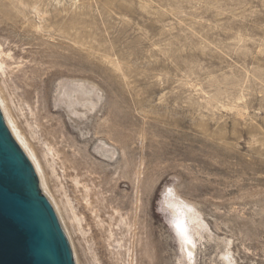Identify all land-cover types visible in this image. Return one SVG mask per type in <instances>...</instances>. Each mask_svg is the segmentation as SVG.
<instances>
[{"label":"rangeland","instance_id":"1","mask_svg":"<svg viewBox=\"0 0 264 264\" xmlns=\"http://www.w3.org/2000/svg\"><path fill=\"white\" fill-rule=\"evenodd\" d=\"M0 48L76 264H264V0H0Z\"/></svg>","mask_w":264,"mask_h":264},{"label":"water","instance_id":"2","mask_svg":"<svg viewBox=\"0 0 264 264\" xmlns=\"http://www.w3.org/2000/svg\"><path fill=\"white\" fill-rule=\"evenodd\" d=\"M0 264H76L56 206L1 109Z\"/></svg>","mask_w":264,"mask_h":264},{"label":"bare ground","instance_id":"3","mask_svg":"<svg viewBox=\"0 0 264 264\" xmlns=\"http://www.w3.org/2000/svg\"><path fill=\"white\" fill-rule=\"evenodd\" d=\"M2 56H3V51L0 48V68H3L4 63H5L3 58H2ZM84 90L85 89H84L83 85L77 84V87L65 90L64 96L69 98V103L72 106L80 104V105H82L84 107H87L89 110H93L95 108V106H96V102L94 100H92L91 98H87L86 94H88L87 93L88 90H85V92H83ZM74 93H76V95ZM1 94L2 93L0 92V109H2L1 111H2L6 121L8 123V126L10 127V129H11L15 139L17 140V142L25 150V152L27 153V155L31 159L32 163L34 164V167L36 168V171L38 173L42 188H43L44 192L50 197V195H49L50 193H48V188H47L48 183L46 184V181L44 179L45 177L42 174V173H44L43 172L44 170H43V167H42V162H41V160H40V158H39V156L37 154L38 151L37 152L35 151V149L31 146V143L28 141L26 135L23 134V132H22L23 130L21 131L20 128L18 127L17 123L15 122L16 120L13 119V117H12V115H11L9 109H8V106L5 104V99L3 98V96ZM56 155L58 156L59 154L55 153L54 145L52 146L50 144H47L46 149L44 151V156L45 157L52 156V162L50 161V164H49L50 167L52 168V173L56 172V169H55V161H56L55 156ZM77 183H80V182L77 181ZM86 195L87 196H85V197L88 198L89 195L88 194H86ZM138 199H137V202L139 201ZM87 201H88V199H87ZM68 204L71 205L70 201L68 202ZM71 209H72V213H73V217H72L73 222L77 223L78 226H81L82 217L78 216L75 213V211H74L72 206H71ZM172 209L176 212L175 227H176V230L178 232L179 239L181 241V245H182V247L184 249V252H185V255L187 256V258L190 261H192L193 258H194V253H195V240H194V231L192 232L190 230V228L192 227L191 224L194 223V222L196 223L197 227L198 226L201 227V224L199 223V221L197 219V216L194 213L190 214V213L187 212L189 208L184 207V206L178 204L177 202L173 201L172 202ZM122 220H123V218H122ZM134 221H135V219H134ZM127 222H128V225H127L128 226V235H129L130 234L129 232H131V230H132L133 224H131L129 221H127ZM127 222H124V223H127ZM63 224H64V222H63ZM118 241L119 240H117V242ZM135 260L137 261V259H135V257H134V248H133V246L132 247L128 246V261H129L130 264H134Z\"/></svg>","mask_w":264,"mask_h":264}]
</instances>
